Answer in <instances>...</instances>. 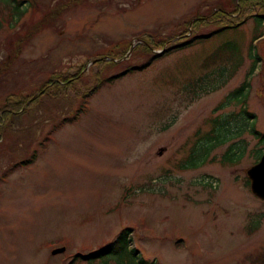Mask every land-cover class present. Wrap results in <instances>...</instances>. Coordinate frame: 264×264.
I'll use <instances>...</instances> for the list:
<instances>
[{
  "label": "rangeland",
  "instance_id": "1",
  "mask_svg": "<svg viewBox=\"0 0 264 264\" xmlns=\"http://www.w3.org/2000/svg\"><path fill=\"white\" fill-rule=\"evenodd\" d=\"M36 1L41 12L33 22L54 4ZM218 1L92 0L58 14L19 51L13 49L28 34L25 26L0 28V102L30 97L47 77L74 74L114 46L173 33L197 10L204 16L196 21L212 20L198 29L214 30L218 25L209 8ZM31 14L28 8L24 20ZM221 45H237L243 63L222 89L190 103L183 87L205 72L203 60ZM132 50L123 63H144L146 56L132 58ZM92 65L85 66L68 94L42 96L40 104L9 120L12 127L1 122L0 264H70L74 255L95 252L123 228L132 230L130 249L141 261L251 264L264 251V202L245 186L254 164L250 154L235 166L212 162L181 171L178 164L196 131L209 128L210 118L239 110L233 99L213 113L248 78L246 108L264 133V29L255 33L249 20L237 31L174 52L144 71L105 80L88 98L97 87ZM76 111L78 118L69 120ZM243 137L248 149H255L256 141ZM227 145L211 157L218 158ZM257 219L259 228L250 232ZM62 247L63 253L51 254Z\"/></svg>",
  "mask_w": 264,
  "mask_h": 264
},
{
  "label": "trees",
  "instance_id": "2",
  "mask_svg": "<svg viewBox=\"0 0 264 264\" xmlns=\"http://www.w3.org/2000/svg\"><path fill=\"white\" fill-rule=\"evenodd\" d=\"M53 1L54 4L48 6L47 11L42 12V20L33 22L36 13L41 12L39 11V5L36 0H0V28L7 27L14 31L16 27L25 26L26 32L28 33L23 38L16 40L14 51H19L23 41L30 40L35 33L50 25L58 17V14L70 11L68 9H72L73 7L85 6L92 0ZM226 6H230L227 11L224 9ZM28 8L32 9V17L24 20ZM209 10L211 18H216L214 19V24L218 25L216 29L210 31L198 29L199 26L207 27L212 25V20L196 21L195 19L204 16L203 13L201 14L197 10L194 15L192 14L193 17L190 18L194 21L192 24H190L191 20L189 19L186 22L176 25L173 33H169L166 36H149L143 43L136 45L132 50L131 57L135 58L137 57L136 53H143L146 56L144 63L128 65V62L123 63V61L119 63L109 60L96 61L90 67V71L92 72V69L95 68L94 83L97 87L88 92V98L97 92V89L105 80V83L112 82L114 78H122L133 72L144 71L154 62L174 52L187 49L226 31H237L249 20L254 21L255 33L263 32L264 0H219ZM253 38L257 40L259 37L255 34ZM123 45L121 48L114 46V49L107 52H99L100 54H97L96 57L110 56L115 60H120L127 54L131 43ZM259 61L260 59L256 63ZM242 63L243 56H241L237 45H233L231 49H228L226 45H221L216 48L202 62L201 68L205 72L189 81L186 87H183L185 93L190 96V103L193 100H199L203 96L222 89L234 78ZM86 65L81 66L74 74H59L60 76L55 79H48L47 77L37 91L30 97L13 98L11 101L10 99L2 100L0 102V127L3 126L1 122L5 123V127L7 125L10 127L14 126V122L9 120L17 118L18 114L22 115L28 109L32 108L30 106L37 103L42 96L45 97L47 95L50 98L57 99L61 95L68 94L74 88V81L82 79V77L80 78V74ZM111 69L117 72L122 70L112 77H106L108 75L105 72ZM250 70L248 75L253 71V69ZM249 87L250 80L248 78L240 86L232 90L213 109V113L221 111L233 99H236L234 102L235 105L239 106L237 112L220 113L210 118L208 121L209 128L206 131L203 132L201 129L196 131L186 157L178 164L179 170L192 171L201 168L206 163L212 162H218L222 166H235L240 163L246 153L250 154L253 162H256L260 158L264 152V133H261L255 128V116L246 108ZM30 100L32 101L29 103ZM83 108L84 106L82 104L80 112L83 111ZM80 112H74L72 119L69 120L75 121L80 115ZM244 134H249L256 141L255 149L251 151L248 149L249 142L243 137ZM225 144L228 145L218 158L215 155L211 157L212 153ZM245 186H249V182L246 179ZM259 225L260 220L257 219L256 222L249 225V231L257 230ZM131 236L132 230L123 228L110 243L98 248L95 252L81 257L74 255L70 264H156L154 261L149 262L137 259V250L130 249ZM250 263L264 264V251L259 252Z\"/></svg>",
  "mask_w": 264,
  "mask_h": 264
},
{
  "label": "water",
  "instance_id": "3",
  "mask_svg": "<svg viewBox=\"0 0 264 264\" xmlns=\"http://www.w3.org/2000/svg\"><path fill=\"white\" fill-rule=\"evenodd\" d=\"M141 42L142 41H138L134 43L130 47L128 54L131 52V50L136 44L141 43ZM95 61L96 60L91 61L90 64L94 63ZM246 176L250 183L251 193L256 198L264 202V153L261 155L259 161L247 170ZM64 250H65L64 248L54 249L51 252V254L52 255L61 254L64 252Z\"/></svg>",
  "mask_w": 264,
  "mask_h": 264
}]
</instances>
